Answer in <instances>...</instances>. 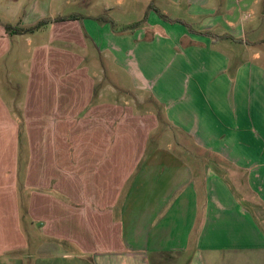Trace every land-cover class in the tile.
Wrapping results in <instances>:
<instances>
[{
	"label": "crops",
	"instance_id": "0c3cea01",
	"mask_svg": "<svg viewBox=\"0 0 264 264\" xmlns=\"http://www.w3.org/2000/svg\"><path fill=\"white\" fill-rule=\"evenodd\" d=\"M75 1L83 13L50 18L51 37L96 55L75 69V55L49 52L54 99L28 92L20 103V134H29L34 163L22 185L34 190L28 211L79 220L75 244L93 264H264V0ZM12 2L22 9V0ZM107 73L129 84L101 85ZM147 100L164 113L162 136L175 133L193 147H139L136 134L121 131ZM0 108L3 155L16 154L19 124L6 102ZM8 173L5 166L0 174L6 187ZM49 232L75 239L52 224ZM2 235L0 264L18 261L9 253L20 243Z\"/></svg>",
	"mask_w": 264,
	"mask_h": 264
},
{
	"label": "rangeland",
	"instance_id": "374dc122",
	"mask_svg": "<svg viewBox=\"0 0 264 264\" xmlns=\"http://www.w3.org/2000/svg\"><path fill=\"white\" fill-rule=\"evenodd\" d=\"M5 1V6L0 7V34L4 31L7 34L3 37L0 36V100L7 103V106H9L8 109L11 110L13 108V115L19 124V133L15 146V149H17L16 154L3 155V148L7 144V141L5 140V134L0 135V150L3 155L0 156V174L5 166L9 167L8 187L5 186L2 180L3 178L0 176V231L3 233L2 237L4 241L6 237H10V240L15 239L20 243V251L18 253H9V259L17 256L19 260L15 262L11 261L9 264H93L89 253L83 250L81 251L75 244L82 231L80 221L65 218L67 215L61 217V214H55L48 219L49 212L45 211H41L38 214L40 218L38 219L27 208L28 198L32 197L31 191L34 190L32 188L25 189L22 187L23 183H26L27 167H33L34 163L29 150L32 147L29 134H22V137L20 134V103L28 99V92H30V96H34L35 99H39L42 103L43 101L48 103L49 100L54 99L52 91L53 83L49 81V61L46 58L49 52L54 53L62 50L65 53L75 55L76 58L73 61L74 68L76 63L79 62V69L84 65L83 60H88L89 55H96V52H91V50L90 52L83 53V49L78 45H72L70 47V44H59L53 41L51 37L52 27L50 24H47V22H50V18L57 17L60 14L61 16L73 13L82 14L83 4L75 0H39L35 4L38 9V12H36L32 5L35 0H22V9H20V6L17 7V5L13 4V0ZM36 15H41L43 19L39 20ZM28 16L35 20L38 19L35 25L41 21L47 22H44L40 27L23 35L12 34L5 30L4 25L6 24H9L13 28H20V22H23V19ZM253 18L256 19L255 17ZM261 36L264 39V32H261ZM87 49H92L91 43L87 46ZM79 58L82 59L81 62ZM40 60L42 65L40 67H33L34 63L39 64ZM67 63H71V60H68ZM34 70L44 75L42 79L37 80L39 77L34 76ZM29 75L32 77H29ZM117 79H119V85L124 83V86H127L129 84L126 78H123L124 82H122L120 80L121 77L116 75L113 77L107 73L106 77H102L101 85L112 84ZM28 89L30 91H27ZM125 95L126 93L124 92L116 93V97L128 100ZM12 100L15 105L17 103L19 104V108L12 105ZM132 112L136 115L134 116L136 119L129 120L127 123L128 126L121 131L131 133V138L133 134H136V146H144L147 148L166 146L178 148L193 147L190 144L192 143L190 140L177 137L175 133H170L167 138L162 136V133L166 129V124L163 123L165 118L162 109L157 106L156 102L150 103L147 100L143 105L133 107ZM150 114L152 115L151 118ZM0 116H3V114L0 113ZM145 116H149V120H145L144 123L143 118ZM150 128H153L152 132L146 137V133H149ZM122 143L127 145L129 140L122 139ZM258 143H264V140H260ZM198 158L201 160V165H205V160L209 157L202 155L198 156ZM260 194L264 197V193ZM6 199L8 200L5 201ZM251 199L257 201L254 195H251ZM6 207L9 208L8 212L10 215L8 218L4 214L7 211ZM247 210L254 223L256 224L258 222L261 227L257 217L258 213L254 206H249ZM51 224L53 228H57L58 230L64 231L67 229L72 238L75 239L71 241L64 237L56 238L55 236H50L49 230ZM5 230L7 232H4ZM75 233L78 235L74 236ZM53 234L55 235L56 231ZM64 234L61 233V235ZM50 242L55 243V246H52L55 247L52 253L45 252V248L41 253H38L37 249L39 247H44Z\"/></svg>",
	"mask_w": 264,
	"mask_h": 264
},
{
	"label": "trees",
	"instance_id": "16d2710c",
	"mask_svg": "<svg viewBox=\"0 0 264 264\" xmlns=\"http://www.w3.org/2000/svg\"><path fill=\"white\" fill-rule=\"evenodd\" d=\"M78 17L75 16V15H72V16H67V17H62V18H58V19H55L54 21H65V20H73V19H77ZM103 19V17H99L97 18V20H101ZM169 22H178V23H182L181 21H170L168 20ZM46 23L47 21H41L40 23H38L37 25L33 26V27H29V28H13L12 26H10L9 24H6L4 25V28L7 32H10L12 34H20V35H23V34H27L31 31H33L34 29L40 27L41 24L43 23Z\"/></svg>",
	"mask_w": 264,
	"mask_h": 264
}]
</instances>
